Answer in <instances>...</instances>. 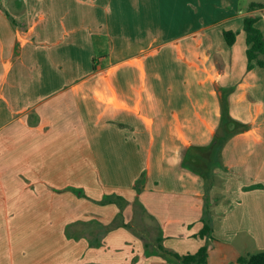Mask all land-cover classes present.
Wrapping results in <instances>:
<instances>
[{
	"label": "crops",
	"instance_id": "0c3cea01",
	"mask_svg": "<svg viewBox=\"0 0 264 264\" xmlns=\"http://www.w3.org/2000/svg\"><path fill=\"white\" fill-rule=\"evenodd\" d=\"M72 1L0 0V264L264 249V66L244 30L254 16L264 35V0ZM222 100L247 128L222 148L201 236L204 181L181 161Z\"/></svg>",
	"mask_w": 264,
	"mask_h": 264
},
{
	"label": "trees",
	"instance_id": "16d2710c",
	"mask_svg": "<svg viewBox=\"0 0 264 264\" xmlns=\"http://www.w3.org/2000/svg\"><path fill=\"white\" fill-rule=\"evenodd\" d=\"M255 22L256 18L254 16H247L244 19V30L246 32V41L248 44L246 54L249 68L253 67L255 64L264 66V35L255 25ZM224 37L228 44H232L235 39V32L232 30H225ZM246 128L247 124L242 123L230 115L227 101L222 100L220 122L211 141L206 145H191L184 151L181 165L199 174L204 181L206 201L204 214L202 215L203 227L199 233L201 236H210L212 231L210 205L207 200L209 198L210 189L217 182L215 168L222 166V148L232 135ZM142 183L143 175L136 181L135 187L137 190L140 189ZM103 201L108 202L110 199L105 198L100 200L101 203ZM123 225L128 226L127 224ZM159 247L163 251L173 254L180 260L181 264H207L208 243L200 246L197 251L184 255L169 251L161 244H159ZM237 262L239 264H264V249L252 253L241 254L237 257Z\"/></svg>",
	"mask_w": 264,
	"mask_h": 264
},
{
	"label": "rangeland",
	"instance_id": "374dc122",
	"mask_svg": "<svg viewBox=\"0 0 264 264\" xmlns=\"http://www.w3.org/2000/svg\"><path fill=\"white\" fill-rule=\"evenodd\" d=\"M47 1V0H46ZM70 1H72V0H70ZM45 2V1H44ZM72 3H74V1H72ZM67 4H71V3H69V2H67ZM72 7H74L73 5H72ZM245 10V9H244ZM101 52H103V51H101ZM100 51L98 52V55L101 53ZM97 78H93V79H91L92 81L90 82V86H94V88H103L102 87V84H103V80H100V79H98V80H96ZM103 104V103H102ZM208 245H209V243H208ZM219 251H220V249L218 248V247H215L214 249H211L210 250V252H209V254H210V256H209V264H228V262H226L225 260H222L220 257H219ZM191 264V263H190ZM192 264H194V263H192ZM233 264H237V263H235V262H233Z\"/></svg>",
	"mask_w": 264,
	"mask_h": 264
}]
</instances>
